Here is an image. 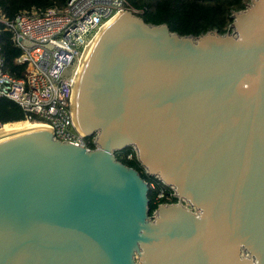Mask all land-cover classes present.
<instances>
[{
	"label": "water",
	"instance_id": "95a60500",
	"mask_svg": "<svg viewBox=\"0 0 264 264\" xmlns=\"http://www.w3.org/2000/svg\"><path fill=\"white\" fill-rule=\"evenodd\" d=\"M114 19L74 98L96 148L0 140V264H264V0L224 35ZM127 148L178 203L150 216Z\"/></svg>",
	"mask_w": 264,
	"mask_h": 264
},
{
	"label": "built area",
	"instance_id": "2783aa9c",
	"mask_svg": "<svg viewBox=\"0 0 264 264\" xmlns=\"http://www.w3.org/2000/svg\"><path fill=\"white\" fill-rule=\"evenodd\" d=\"M123 12L137 15L126 0H69L62 10H34L13 20L0 15V26L20 50L16 63L25 66L21 78L7 73L0 45V99L20 106L25 114L21 122L41 125L53 130L56 140L91 150L90 138L75 123L77 81L87 49Z\"/></svg>",
	"mask_w": 264,
	"mask_h": 264
},
{
	"label": "trees",
	"instance_id": "16d2710c",
	"mask_svg": "<svg viewBox=\"0 0 264 264\" xmlns=\"http://www.w3.org/2000/svg\"><path fill=\"white\" fill-rule=\"evenodd\" d=\"M69 0H0V15L13 20L20 13L50 9L62 10ZM129 9L147 24H167L170 30L182 36H200L217 30L221 35L228 32L233 23V13L242 11L250 0H126ZM0 45L4 58V70L10 75L21 78L25 66L18 65L16 59L20 50L12 41L11 34L0 26ZM25 120V114L14 101L0 99V125L18 123ZM90 149H95L94 138L89 139ZM124 165L137 170L149 185L150 216L162 204H176L174 191L154 177H150L137 159L133 148L115 154ZM163 194V197L159 196Z\"/></svg>",
	"mask_w": 264,
	"mask_h": 264
},
{
	"label": "bare ground",
	"instance_id": "6f19581e",
	"mask_svg": "<svg viewBox=\"0 0 264 264\" xmlns=\"http://www.w3.org/2000/svg\"><path fill=\"white\" fill-rule=\"evenodd\" d=\"M114 21H115V19H113L108 25H106L101 30V32L98 34V36L93 41V43L89 46V48L87 49L86 54H85V58H84L85 62H84V64L86 63L90 52L94 49V47L98 43V41L101 38V36L114 23ZM43 128H45V127H43L41 125L29 124L27 122L9 123V124H6L5 126H3V128L0 130V140H2L4 138L11 137V136H14V135H18V134H21V133H25V132H29V131H33V130H37V129H43Z\"/></svg>",
	"mask_w": 264,
	"mask_h": 264
},
{
	"label": "rangeland",
	"instance_id": "374dc122",
	"mask_svg": "<svg viewBox=\"0 0 264 264\" xmlns=\"http://www.w3.org/2000/svg\"><path fill=\"white\" fill-rule=\"evenodd\" d=\"M19 123V122H18Z\"/></svg>",
	"mask_w": 264,
	"mask_h": 264
}]
</instances>
